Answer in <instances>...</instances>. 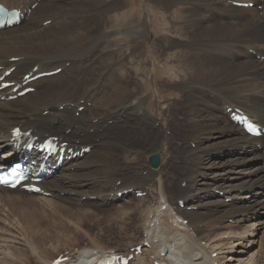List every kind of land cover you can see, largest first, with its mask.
Instances as JSON below:
<instances>
[{
	"label": "bare ground",
	"instance_id": "1",
	"mask_svg": "<svg viewBox=\"0 0 264 264\" xmlns=\"http://www.w3.org/2000/svg\"><path fill=\"white\" fill-rule=\"evenodd\" d=\"M36 1L0 0V3L9 8H29ZM106 1L108 0L96 2L103 6ZM117 1L120 6L121 0H115L101 11L97 10L100 7L93 9L97 16L116 11ZM229 1L234 3L239 0ZM243 1L254 2L255 6L261 5L262 9H236L228 4V0H150L151 4H155L153 8L157 12V18L162 19L168 14L165 19L177 23L174 29L168 28L164 36L159 34L158 38L161 40L157 46L152 45L150 56L155 59L153 47L155 52L158 49L167 53L165 64L171 68L170 73L165 75L166 83L169 89L178 90L179 95L173 99L179 101L185 111L181 125V150L174 151L183 160L177 165L176 161L169 164L162 158L159 168L150 167V174L143 179L144 185L150 178L160 177L159 180H166L160 186L161 196H157V201L140 206L148 224L147 237L141 244L147 243L149 246L144 249L146 254L143 256L153 257V264H219L222 257L217 261L212 255L220 249L215 250L216 245L202 247L201 237L209 229L217 233L220 228L225 227L213 224L212 228L207 222L221 218L219 223L222 224L223 218H236L237 215L252 218L253 213L264 214L261 213L264 201H253L264 190V137L255 139L246 135L226 115L228 108H239L264 128V0ZM75 2L74 6L68 7L64 0H41L31 14L25 15L19 26L0 31V67H16L8 80L21 78L35 66H39L36 73L62 67L59 74L36 80L33 83V93L10 102L0 100V166L9 164L13 154L38 156L35 151L24 152L11 145V131L16 125L23 130H32V135L38 137L39 141L49 135L61 138L69 143V147L77 150L90 146L88 154L65 161L57 170L59 177L53 176L45 180L43 187L53 197L60 193L67 194L68 201L71 198L78 201L86 197L88 206H98L100 198L101 201L116 205V201H120L118 192L124 191L128 195L137 186L127 187L122 182L120 186L116 185L122 180V173L117 167L114 154L118 152L127 155L137 151L148 158L153 154H160L162 148H168L170 136H167V131L170 130L166 122L171 119L170 105L166 106L164 103L162 112H157L156 115L150 113L149 107H146L147 98L140 97L139 91L153 89L156 97L154 108L159 104L160 92L153 81L148 79H154L156 69L150 71L146 61L125 60V47L107 42L109 37L117 33L102 35L100 29L107 26L108 19L107 15L102 20L89 15L92 5L97 4L94 0ZM74 8L78 12L72 11ZM121 19L120 13L116 20L121 22ZM47 21H51V24L46 25ZM127 52L129 53V49ZM39 59L42 60L38 61ZM126 63L131 64V67L126 68ZM144 70L146 74L141 75ZM131 71L138 73L134 80L139 89L129 90ZM108 85L111 86L110 90L106 89ZM102 88L103 93L100 92ZM99 94L101 101L97 100V103L103 109L100 112L94 109L93 104V108L88 106ZM84 106V111L77 117L79 107ZM161 115L166 118L163 122L160 121ZM254 147L257 152L249 157V153L245 151L251 152ZM228 150H236L235 155L225 156V151ZM224 162L232 164L231 168ZM173 167L179 181L176 187L171 186L166 175ZM184 181L187 182L185 189L180 186ZM109 185H112V192L106 191ZM124 186L132 189L127 190ZM139 189L142 190V187ZM1 190L6 195L0 197V203L12 210L20 209L24 217H30L28 221L32 219L34 222H42V212L56 216L61 209L52 204V211H49L36 200L25 197L27 195L18 189ZM209 191H213V194L207 196ZM9 192H18L19 196L7 195ZM218 194L221 198L249 199L247 204L252 203H227L215 197ZM163 201L166 203H160ZM178 201H185L187 208L197 210L187 211L178 205ZM122 207L120 208L128 216L139 209L133 208V204ZM164 207L165 211L162 210ZM77 214L80 221L90 217L79 211ZM180 218L182 221L189 220L186 227L183 224L177 225L182 226L180 230L185 231L173 228L174 222L179 223L177 220ZM254 220L256 225L257 222L258 226L262 225L258 219H253V222ZM28 228L25 229L26 232H29ZM187 230L191 233H187ZM233 230L230 231L231 234H235ZM183 247L188 251L185 252ZM9 252L15 254L13 249ZM31 252L36 256L34 251ZM115 252L119 253L117 250ZM164 252L166 255H163ZM107 253L96 252L94 249L80 250L72 255L67 254L64 264H98L101 260L112 257ZM259 253L255 259L251 258L245 263L236 260L235 256H242L243 251L232 252L230 254L235 258L227 261L224 259L220 264H264V246L260 247ZM22 254H16L17 257L21 255V261ZM15 257L10 261L12 264H15L13 260L17 261ZM24 258L27 259V256ZM140 258L142 257L136 260V264H148L146 258ZM40 259L43 260L41 257Z\"/></svg>",
	"mask_w": 264,
	"mask_h": 264
},
{
	"label": "rangeland",
	"instance_id": "2",
	"mask_svg": "<svg viewBox=\"0 0 264 264\" xmlns=\"http://www.w3.org/2000/svg\"><path fill=\"white\" fill-rule=\"evenodd\" d=\"M64 1L67 3L68 7L69 6L72 7L76 3L75 0H67V1L64 0ZM94 1L96 2L98 0H94ZM114 2L115 0H110V1L108 0L105 2V5L102 3L103 6L99 4L100 1L99 3L96 2L97 3L96 6L92 5V10L89 15L90 16L93 15L92 17H95L96 20H102L103 17H106L107 15L106 18L108 19L107 20L108 24L107 26H102L100 29V32L102 33V35H104L105 33H108L110 35L113 32L117 33L116 35L109 37L107 39V42L111 44L118 43V45L124 46L125 47L124 51L126 54L125 60L134 61V62L146 61L147 67L150 69V71L156 69V74L154 76V79H150V78L148 79L153 81L154 85H156V87L158 88L160 92L159 93V96H160L159 104L156 105L154 108L156 97L153 95V92H152L153 89H148L147 90L148 93L146 90H140L139 96L147 98L146 107H149L148 110L150 111L152 115H156L157 112L159 113L162 112L163 111L162 109L164 108L163 106L164 103H166V106L170 105L171 119L170 121L166 122V124L169 125L168 129L170 130V131H167V136H170L168 140L169 142L167 141L169 143L168 144L169 149L162 148L159 151V153L161 154V157L167 163L173 164L176 161V164L178 165L180 161L183 159H180L182 158L180 157L181 155L178 156L177 154H174V151L176 149L181 150L180 148L182 144L181 143L182 141L181 133L183 130V126L181 127V125H182V119H184L185 117V111L183 110L182 106L179 104V101H176L173 99L175 96L179 95L178 90L171 89V88L169 89L166 83L167 76L165 75L170 73L169 68H171L170 66H167L165 64L166 59H168L167 53H165L163 50H158L157 49L158 47H156L157 52H155L156 50L153 47L154 53H155L154 58L156 60L151 58L150 56L152 45L157 46V44L161 40L158 38L159 34L164 36L165 34H167V29L168 28L174 29L177 26V23L175 24L174 21L173 23L172 21L169 22L168 19H165L169 16L168 14H165L162 17V19H160L159 17L157 18L156 17L157 12L153 8L155 4H151L150 0H121L122 4L120 6L117 5L118 4V1H117L116 7L118 8V10L111 11V12H104V13L99 14L98 16L96 15V11L95 9H93L94 7L96 8L100 7L97 10L101 11L106 7V5L114 3ZM70 3L72 4L74 3V4L72 5ZM228 4L232 5V2L228 0ZM123 6L125 7L122 8ZM257 7L258 6H254L253 8H257ZM72 11L76 12L77 10L74 8ZM120 13L122 14V19H121V22H118L116 20V16ZM50 24H51V21L46 22V25H50ZM128 49H129V53L127 52ZM40 60L42 59H39L38 61ZM129 67H131V64L126 63V68H129ZM130 74H131V80H130L129 90H133L135 88L139 89L138 83L134 80L136 74L138 73L131 71ZM145 74H146L145 70L141 71V75H145ZM141 75H140V78H141ZM150 76H152V74ZM161 82L162 84H160ZM110 87L111 86L108 85L106 89L110 90ZM100 92L102 93L104 92L103 88L101 89ZM97 100L101 101V94H99L98 97L94 98L92 100V103L89 102L88 106L90 107L93 104L95 106L94 109L96 111L98 112L103 111L102 108H99V104L97 103ZM149 103H151V105ZM152 109H154L153 110L154 112L152 111ZM82 111H79L77 113V117H79V114L82 113ZM46 114L47 113H45V115ZM164 119L166 118H164L163 116L160 117L161 122H163ZM194 147H195V144H193V148ZM245 152H248L249 157H251V155L257 152V150H256V147H254L252 148L251 152L249 151H245ZM230 153H231V150H228V151H225V154L227 155L225 154L224 155L227 157L228 156L232 157L235 155V151H234V154L233 153L230 154ZM114 156H115V159L117 160V167L120 168L119 170L122 173V180L118 181L116 185L120 186L122 182V184L126 185L127 187L131 185L134 187L137 186L135 187V189H133L134 192H130L128 193V195H125L124 197H119L120 201L117 200L116 205H112L108 203L107 201H101V198H100L98 201L99 202L98 206L96 207L92 205L88 206V204H86L85 202L86 197H83L81 200H78V201L71 198V200L68 201V199H66L67 194H64V193H60L59 196H55V197L46 196L43 198L36 197V196L32 197L31 195H27V196L24 195L27 198H32L33 200H36L35 202H38L39 205H43L44 208L49 211H52L50 210V208H53V205H56V207H61V209L58 211L59 214H56V216L52 214H47L44 211L42 212L43 218H41L43 221L40 222L37 219L38 222H34L32 221V219L31 221H28V218L30 217L28 216H26L27 218L24 217V213L20 211L19 208H18L19 210L17 211H16L17 208H14L12 210V209H9L6 205H2L0 203V219H1V223H0V264H7V262L8 264H12V262L10 261H12L13 257H15L16 254H19V253L21 254V252L25 256H27V259L24 258L25 256L22 254L24 257L22 256V261H21V258H20L21 255H19L18 257L16 255L15 259L17 261L13 260L15 264L17 262H18L17 264H24V263L26 264H39V263L43 264L44 263L45 264V262L52 263L51 261L57 259L63 253H65L64 254V258H65L67 254L72 255V254L77 253L80 250H85V249H94V251L96 252L105 251V250H106L105 252H107L108 250H117L119 252L127 253L130 249L140 245L142 240L145 238V236L147 237L146 230L148 227L147 226L148 224L146 222L147 220H145L146 218H144V215L142 211L140 210L141 208L140 206H142L143 204L150 205L149 203L151 202L155 203V201H157V196L160 194L159 193L160 186L165 184L166 180L162 181V180H159L160 177H156V178H150L151 179L150 181V179L148 178L149 179L147 180L148 182L145 185L143 184V179L148 177L151 169L148 164L149 157L147 158L145 154L142 152L136 151V152H133L127 155H123V154L116 152ZM224 164L229 168H231L232 166V164H226L225 162ZM58 175H60V173H58ZM166 175H167V179L171 183V186L176 187L179 181L178 179H176V176H175L177 175L175 168L173 167V169L168 171ZM206 179L204 180L207 181ZM134 181H137L138 183ZM140 185L142 187V190L139 189L141 188ZM186 185H187L186 181L180 184L181 188L183 189L186 188ZM126 186H124V188H126L127 190L132 189L131 187L127 188ZM111 189H112V185L111 186L109 185L108 189L107 190L105 189V190L107 192L108 191L112 192L113 189L112 190ZM138 190L143 191L147 193L148 195L146 194V196L137 197L136 194L137 192H139ZM9 193L10 194H7V195H11V196L18 195L19 196L18 192H13V193L9 192ZM209 194H213V191L207 192L206 195L209 196ZM240 194H243V193H240ZM4 195L6 194L5 193L3 194V192H0V197H3ZM219 195L220 194L215 195V197L226 201L225 198L223 197L221 198ZM254 198H253V201H256V200L264 201V192L262 193V195H259L257 199H254ZM229 199L233 200L231 202L233 204H235L239 200V198L237 199L229 198ZM249 201L250 200L248 199L247 202ZM247 202L246 204L240 202V205H250L252 203L250 202L249 204H247ZM157 203H159V199ZM160 203L163 204V203H166V201L165 202L163 201ZM183 203H185V205L182 206V208L186 209L187 202L183 201ZM130 204H133V208L139 207V209H136V213L133 212L134 214L128 216L124 214L125 211L123 212L121 208H123L122 205H130ZM224 207L226 206L224 205ZM164 209L165 207L162 208L163 211H165ZM78 211L82 214L87 213L90 217H85L84 221L82 219H81L82 221H80L79 220L80 218H78L79 215L77 214ZM15 213L17 214L15 215ZM261 213H264V210ZM252 215H254L252 218L245 217V216L243 217L242 215H237L236 218H232V217L228 219L223 218L222 224L219 223L221 218H214L212 220H209L207 223L208 224L210 223L209 225H212L211 226L212 228H213V224L214 225L218 224L217 225L218 227L219 225H222L220 227H225V228L230 227L231 229L226 230L225 228H220L217 233L215 230L213 231L212 229L205 231L204 232L205 234H203V236L201 237V240H202L201 246L202 247L204 246L212 247L216 245L217 249L215 250L220 249V251L213 253L212 258L213 257L215 259L217 258V261H218V259L222 257L219 260L220 261L219 264L221 263L222 260L224 261V259H226L227 261L231 259L232 257L235 258L230 253L236 252V251L237 252L243 251L244 253L242 256L235 255L236 260L239 259L246 263L251 258L255 259L257 257L256 254H258L260 251V247L264 246V214L253 213ZM253 219H258V221L262 225L258 226V222L256 225V221L254 220L253 222ZM180 220H182V218H180ZM178 221L179 220H177V222ZM186 221H189V220L186 219ZM169 224H171V221L169 222ZM178 224H183V223L181 221L179 223L174 222L173 228H175V230L182 229V226L177 227ZM203 224H206V223H200V225H203ZM183 225L184 227H186L185 224ZM27 227H29L28 228L29 232L25 231ZM232 227H235V229ZM21 230H24V231H21ZM232 230L235 234H231L230 231ZM180 231H185V229L180 230ZM250 232H252V234ZM187 233H191V232H188L187 230ZM18 234L21 235L22 237L21 236L18 237L17 236ZM193 235L195 236L194 233ZM215 235H217V237ZM19 238L22 240H20ZM11 249L15 250V254L13 252L12 253L9 252L11 251ZM34 249H36L37 253L43 249V251H40V252H43V254L40 252L38 254L35 253ZM31 250L34 251V255L36 254V256L32 255L33 253L31 252ZM183 250L185 252L188 251L185 248ZM144 252L145 250L143 251V255L146 254V252L145 253ZM260 254L261 253H259V255ZM37 255L43 258V260L41 261L40 257H37ZM143 255L139 257H142L145 259ZM139 257L134 259L133 264H136V260L139 259ZM4 258L10 259V260L4 259ZM28 258H29V261H28ZM3 259L6 260L7 262H5ZM34 259L37 262L34 261ZM147 262L150 264L152 262L149 256L147 257ZM224 264H231V263H224ZM232 264H236V263H232Z\"/></svg>",
	"mask_w": 264,
	"mask_h": 264
},
{
	"label": "water",
	"instance_id": "3",
	"mask_svg": "<svg viewBox=\"0 0 264 264\" xmlns=\"http://www.w3.org/2000/svg\"><path fill=\"white\" fill-rule=\"evenodd\" d=\"M149 163L153 169H158L161 164L160 154H153L149 157Z\"/></svg>",
	"mask_w": 264,
	"mask_h": 264
},
{
	"label": "snow or ice",
	"instance_id": "4",
	"mask_svg": "<svg viewBox=\"0 0 264 264\" xmlns=\"http://www.w3.org/2000/svg\"><path fill=\"white\" fill-rule=\"evenodd\" d=\"M3 11H5V9L2 6H0V12H3ZM15 131H16V134L19 135L20 130L19 129H16ZM0 183L7 184L8 183L7 178L5 176H3V175H0ZM14 186L15 185H13V187ZM57 264H58V262H57Z\"/></svg>",
	"mask_w": 264,
	"mask_h": 264
}]
</instances>
